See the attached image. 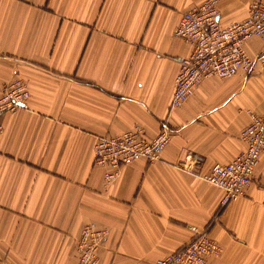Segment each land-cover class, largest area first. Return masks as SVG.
Instances as JSON below:
<instances>
[{"label": "crops", "instance_id": "crops-1", "mask_svg": "<svg viewBox=\"0 0 264 264\" xmlns=\"http://www.w3.org/2000/svg\"><path fill=\"white\" fill-rule=\"evenodd\" d=\"M204 1L0 0V93L17 77L30 91L0 116V264H76L89 223L110 231L98 264H157L194 227L222 247L207 264H264V153L246 194L225 207L203 179L245 149L243 128L264 112V67L207 77L171 106L192 52L174 32ZM250 2L220 0V21L242 20ZM244 48L255 58L264 39ZM164 124L161 159L124 165L107 184L98 137L137 129L151 139Z\"/></svg>", "mask_w": 264, "mask_h": 264}, {"label": "built area", "instance_id": "built-area-1", "mask_svg": "<svg viewBox=\"0 0 264 264\" xmlns=\"http://www.w3.org/2000/svg\"><path fill=\"white\" fill-rule=\"evenodd\" d=\"M220 0H205L182 15L174 35L192 45L189 56L180 61L175 78L171 106L185 103L195 94L198 85L207 77L229 78L240 71L251 72L257 63L264 67V50L255 58L247 54L244 44L250 38L264 39V0H251L249 14L242 20L224 24L219 19ZM30 97L26 81L15 78L0 93V116L25 104ZM0 120V133L3 131ZM245 149L231 162L214 164L203 179L224 191L221 207L246 194L251 186L260 158L264 153V112L251 113V121L241 132ZM171 141L166 124L154 138H146L140 130H129L120 135H102L95 145V164L105 166L106 183L114 182L124 165L145 159H161ZM183 167L192 171L198 159L189 157ZM193 237L176 251L167 254L157 264H207L212 256L222 251L221 245L205 228H193ZM108 228L86 224L77 240L76 264H98L99 251L109 236Z\"/></svg>", "mask_w": 264, "mask_h": 264}, {"label": "water", "instance_id": "water-1", "mask_svg": "<svg viewBox=\"0 0 264 264\" xmlns=\"http://www.w3.org/2000/svg\"><path fill=\"white\" fill-rule=\"evenodd\" d=\"M21 106H26L25 104H21Z\"/></svg>", "mask_w": 264, "mask_h": 264}, {"label": "rangeland", "instance_id": "rangeland-1", "mask_svg": "<svg viewBox=\"0 0 264 264\" xmlns=\"http://www.w3.org/2000/svg\"><path fill=\"white\" fill-rule=\"evenodd\" d=\"M221 252H222V251H221ZM221 252H220V253H221ZM219 255H220V254H219ZM217 256H218V255H217ZM207 263H208V262H207Z\"/></svg>", "mask_w": 264, "mask_h": 264}]
</instances>
